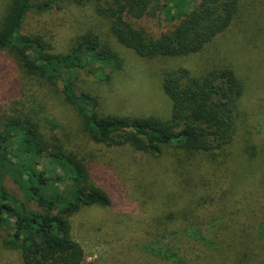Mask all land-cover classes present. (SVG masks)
<instances>
[{"label": "trees", "instance_id": "1", "mask_svg": "<svg viewBox=\"0 0 264 264\" xmlns=\"http://www.w3.org/2000/svg\"><path fill=\"white\" fill-rule=\"evenodd\" d=\"M157 1L0 0V247L22 264L86 263L74 219L115 204L114 184L97 171L103 146L154 164L137 172L132 210L149 263L264 264V146L242 108L256 83L240 78L233 63L237 55L260 58L252 47L233 41L227 63L164 72L171 106L162 119L105 114L97 96L76 90L79 72L109 81L123 69L101 34L87 31L61 50L25 29L28 12L43 16L64 2L91 3L109 35L147 59L198 53L237 20L246 25L240 32L264 37V0L259 8L253 0H166L159 8L167 5L164 14L176 23L157 36L126 19L154 16ZM59 105L73 112L74 136L56 115ZM244 166L257 172L243 180ZM115 213V225L130 229V215Z\"/></svg>", "mask_w": 264, "mask_h": 264}, {"label": "rangeland", "instance_id": "2", "mask_svg": "<svg viewBox=\"0 0 264 264\" xmlns=\"http://www.w3.org/2000/svg\"><path fill=\"white\" fill-rule=\"evenodd\" d=\"M189 1L194 4L197 0H177L176 3L186 4ZM244 1L252 4L251 0ZM157 3L158 9L156 8L154 16L146 15L137 19L127 16L126 19L134 26L144 28L154 36L159 35L171 28L176 20L171 21L165 16L164 10L167 5L159 8L166 4V0H158ZM167 4L170 5L168 2ZM252 5L259 8L257 0H253ZM53 8L43 16L28 12L25 29L30 32H39L46 38H50L52 44L61 50L67 49L75 37L87 31H94L109 40L122 60L123 69L113 73L109 81H98L84 72H79L75 78L76 90L97 96L100 110L105 114L168 118L171 101L161 87L164 72L180 66L187 67L193 72L204 70L209 65L227 63L225 49L231 47L233 41H238L236 43L238 49H242L243 45L252 47L260 58L253 60L250 54H245L242 56L243 59H240L237 55V60L233 63L236 67L235 72L240 78L246 77L256 83L247 100L242 104V108H245L252 137L257 142H262L264 146V37L254 38L251 30L240 32V27H246L242 20L235 21L226 33L216 36L198 53L189 56L147 59L139 57L134 51L118 44L109 35L107 22L96 14L91 3L67 5L64 2H58ZM260 50L263 54L258 53ZM55 112L59 120L69 132L72 131V136H74L77 125L72 120L74 118L71 108L67 105H59ZM82 136L80 133L78 138ZM96 153L99 161L102 159L96 170L103 178L112 182L116 189L114 191L115 204L112 209H96L93 213L85 211L75 217L73 233L85 249V264H152L149 263V255H147L149 247H147L148 252L141 251V242L134 234L137 230L136 226L139 225L137 222L139 213L133 214L132 210L133 196L135 192H138L134 184L141 178L137 176V172L141 169V172L146 173L147 168L154 166L153 162H150L147 156L128 149L103 146L97 149ZM256 172L244 166L242 179ZM7 186L12 188V186ZM119 209L130 215L128 224L130 229L128 230L125 226H116L114 223L115 212ZM140 226L143 227L144 224ZM129 241L131 245L128 246ZM149 246L155 247L153 244ZM0 264H22V262L18 253L5 251L0 247Z\"/></svg>", "mask_w": 264, "mask_h": 264}]
</instances>
